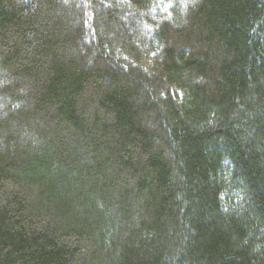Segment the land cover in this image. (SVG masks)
Here are the masks:
<instances>
[{
	"label": "trees",
	"instance_id": "1",
	"mask_svg": "<svg viewBox=\"0 0 264 264\" xmlns=\"http://www.w3.org/2000/svg\"><path fill=\"white\" fill-rule=\"evenodd\" d=\"M0 264H264V0H0Z\"/></svg>",
	"mask_w": 264,
	"mask_h": 264
}]
</instances>
